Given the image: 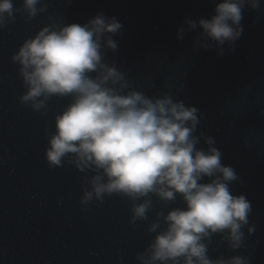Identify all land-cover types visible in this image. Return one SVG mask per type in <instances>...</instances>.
<instances>
[{
	"label": "clouds",
	"instance_id": "obj_1",
	"mask_svg": "<svg viewBox=\"0 0 264 264\" xmlns=\"http://www.w3.org/2000/svg\"><path fill=\"white\" fill-rule=\"evenodd\" d=\"M47 8L43 0H20L19 6L0 0V29L15 23L17 15L32 20ZM249 8H261V0H216L209 18H187L177 38L199 28L196 44L223 55L224 45L231 50L242 35ZM48 20L11 56L25 89L18 99L45 114L53 97H70L54 115V131L45 129L44 155L50 168L69 163L84 173L82 211L103 203L106 195L126 198L129 224L148 222L153 234L136 253L139 264H251L249 255H209L214 237L237 252L256 228L250 223L251 202L230 191L236 171L221 162L213 137L197 135L199 109L167 91L148 95L131 86L106 56L117 50L113 35L123 27L114 16L99 12L83 24ZM201 139L207 148L198 147ZM177 197L181 206L161 208L150 220L154 198L167 206Z\"/></svg>",
	"mask_w": 264,
	"mask_h": 264
}]
</instances>
